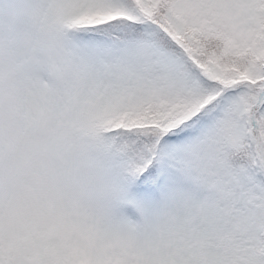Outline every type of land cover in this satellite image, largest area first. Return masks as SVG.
Instances as JSON below:
<instances>
[{
  "label": "snow or ice",
  "instance_id": "1",
  "mask_svg": "<svg viewBox=\"0 0 264 264\" xmlns=\"http://www.w3.org/2000/svg\"><path fill=\"white\" fill-rule=\"evenodd\" d=\"M0 264H264V0L0 12Z\"/></svg>",
  "mask_w": 264,
  "mask_h": 264
},
{
  "label": "clouds",
  "instance_id": "2",
  "mask_svg": "<svg viewBox=\"0 0 264 264\" xmlns=\"http://www.w3.org/2000/svg\"><path fill=\"white\" fill-rule=\"evenodd\" d=\"M14 0H0V12H6Z\"/></svg>",
  "mask_w": 264,
  "mask_h": 264
}]
</instances>
